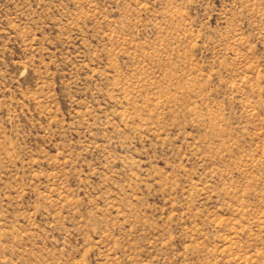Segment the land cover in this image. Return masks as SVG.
<instances>
[{"label": "rangeland", "instance_id": "rangeland-1", "mask_svg": "<svg viewBox=\"0 0 264 264\" xmlns=\"http://www.w3.org/2000/svg\"><path fill=\"white\" fill-rule=\"evenodd\" d=\"M0 264H264V0H0Z\"/></svg>", "mask_w": 264, "mask_h": 264}]
</instances>
